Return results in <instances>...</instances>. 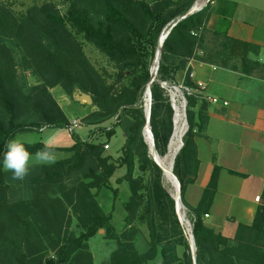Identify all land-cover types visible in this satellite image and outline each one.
<instances>
[{
  "label": "trees",
  "instance_id": "trees-1",
  "mask_svg": "<svg viewBox=\"0 0 264 264\" xmlns=\"http://www.w3.org/2000/svg\"><path fill=\"white\" fill-rule=\"evenodd\" d=\"M195 1L67 0L62 15L53 3L17 13L12 3L0 0V264H94L89 242L100 232L105 240L116 243L110 264H194L175 201L164 188L163 172L144 139V98L160 37L176 25L163 44L151 86L150 127L161 157L168 153L174 133V113L162 83L175 82L176 74L187 69L191 60L264 81L257 45L216 31L212 48L205 46L214 0L180 21ZM80 39L103 54L114 70L97 68ZM27 73L36 84L29 82ZM185 83L195 88L190 71ZM57 86L71 100L76 90L91 95L96 111L81 122L102 129L107 141L77 137L70 148L50 147L68 156L54 164H34L24 180H15L2 164L7 141L44 128L66 130L70 126L50 92ZM206 110V102L189 97L188 131L173 168L181 185V201L191 217L196 264H264V191L253 223L239 224L232 238L205 223L221 167L215 165L197 207L185 201L200 168L195 138L208 122ZM117 129L125 135V143L115 158L104 147ZM24 144L33 154L45 147L41 142ZM121 168L126 172L116 184L127 183L130 198L124 204V227L118 232L99 196L112 191L118 199L111 179ZM143 228L148 243L140 252L136 244Z\"/></svg>",
  "mask_w": 264,
  "mask_h": 264
},
{
  "label": "crops",
  "instance_id": "crops-1",
  "mask_svg": "<svg viewBox=\"0 0 264 264\" xmlns=\"http://www.w3.org/2000/svg\"><path fill=\"white\" fill-rule=\"evenodd\" d=\"M216 31H224L233 39L260 47L259 61L264 64L262 0H214L205 30V38L209 36L205 41L208 49L213 46L208 40ZM188 71L195 87L202 83L205 95L219 98L228 106L207 103L204 113L208 122L195 138L200 168L196 182L186 190L185 201L189 206L197 207L215 165L221 167L218 190L205 223L217 233L232 238L239 224L253 223L262 205L256 198L262 197L264 191V81L191 60L187 69L176 74L175 82H185ZM50 92L70 121L83 119L96 111L91 107L77 110L59 86ZM199 108L200 105L196 111ZM119 156L120 152L113 157ZM230 171L244 177L232 175ZM125 172L121 168L111 179L112 188L119 191L118 199L124 183L118 185L116 180Z\"/></svg>",
  "mask_w": 264,
  "mask_h": 264
},
{
  "label": "rangeland",
  "instance_id": "rangeland-1",
  "mask_svg": "<svg viewBox=\"0 0 264 264\" xmlns=\"http://www.w3.org/2000/svg\"><path fill=\"white\" fill-rule=\"evenodd\" d=\"M5 1L12 3L13 9L17 13L26 12L29 8L35 5L40 6L44 3H53L55 6H57V8L59 9L62 15H65L66 10H67V0H5ZM262 1L264 2V0ZM196 2L201 6V5H205L207 0H196L195 3ZM208 38L209 36L205 38V41ZM80 40L84 44V48H85L87 55L89 56V58L91 59V61L97 68L104 67L108 69L109 71L114 70L113 64L103 54L97 51L93 46L83 42L82 39ZM208 41H210L212 45L215 43V39L211 36ZM207 46L208 45H206V47ZM27 77L29 79V82L32 85L36 84L35 79L29 76V73H27ZM73 105L77 110L78 109L81 110L85 108L84 106H81L74 102H73ZM144 105H145V98H144ZM95 109L96 108H94V110ZM173 122H174V119H173ZM112 123L115 124L116 123L115 120L113 122L111 121L108 124L109 128H111V126L112 127L114 126L112 125ZM117 130H118L117 136L113 137L110 140V142H108L109 145H111L110 149L105 150L106 154H109L112 156H116L118 152L121 153V149L125 143V135L120 129H117ZM73 133L69 132L67 129L65 130V129H58V128H48L41 132H32L29 134L18 135L16 139L23 143L41 142L49 147H56V148L72 147L75 144V139L77 137L80 138L82 141H88V140L92 142H106L107 141L105 137V133L102 131V129L101 130L99 128H97V130L95 128L91 129L85 126L84 124L81 125L78 129L74 130ZM168 152H169V148H168ZM57 153L59 154V157H60L59 159H64L68 156L65 153H61V152H57ZM34 164H37L35 160L31 162V166ZM163 186L168 191V193L172 195L171 193L172 187L166 181L164 175H163ZM129 195H130V191H129L128 184L124 183L121 187V196L119 199L115 200L114 193L112 191H105L101 193V195L99 196V203L103 207L104 212L112 216V224L114 225L115 229L118 232H121L124 227V218L126 216V212L124 209V203L127 202ZM183 209H185L184 211L185 219H186V222L190 225V230H191V235H192V222H191V217L189 216L188 208H186L183 205ZM75 226L76 225L74 223L73 227ZM184 230H185V235L187 236V238H189L186 228H184ZM147 243H148V232L145 228H143L142 235L139 237L137 244H136L138 247V250L140 252H144L147 249ZM89 244H90L91 254L94 258V264H110L111 253L116 248L115 242L105 240L103 238V233L100 232L99 235H97L96 237L90 240Z\"/></svg>",
  "mask_w": 264,
  "mask_h": 264
},
{
  "label": "built area",
  "instance_id": "built-area-1",
  "mask_svg": "<svg viewBox=\"0 0 264 264\" xmlns=\"http://www.w3.org/2000/svg\"><path fill=\"white\" fill-rule=\"evenodd\" d=\"M211 0H207L205 5H199L197 2L193 6L198 12L201 11ZM192 8V9H193ZM202 55V52L199 53ZM162 87L164 89L165 96L170 104L173 113H174V128H175V119L179 117L183 123L184 135L188 131V122H187V108H188V99L189 97H197L201 101H204L209 104L214 105H223L228 106L227 102H222L219 98L207 96L203 93L204 85L199 83L197 87L192 88L188 86L185 82H170V83H162ZM83 123L81 119H74L70 121V126L67 129L69 132H74V130L78 129ZM45 130L42 129L41 131ZM183 135V137H184ZM183 142V141H182ZM105 150L110 149L109 145H105ZM256 201L263 204L260 197L256 198ZM208 217V216H206Z\"/></svg>",
  "mask_w": 264,
  "mask_h": 264
},
{
  "label": "water",
  "instance_id": "water-1",
  "mask_svg": "<svg viewBox=\"0 0 264 264\" xmlns=\"http://www.w3.org/2000/svg\"><path fill=\"white\" fill-rule=\"evenodd\" d=\"M197 12L198 11L196 9H194V8L191 9V11L187 15L182 17L180 19V21H183V20L187 19L188 17L192 16L193 14H195ZM174 26H176V25H174ZM171 29L168 32H166V33L163 32V34L160 37L158 51L156 53V58H155L153 67L151 69V81H150V83H149V85L147 87V90L145 92V95H148L149 104L145 103V105H144L145 113H146V119H147V124H146V127L144 129V139H145V143L148 145L150 156H151V150H155L154 137H153V133H152V130H151V127H150V116H151V106H152L151 86L156 81L158 70H159V65H160V59H161V55H162L163 44H164L165 40L168 38V36H169V34L171 32ZM72 101L74 103H77V104H79L81 106H84V107L94 108V102H93V99H92L91 95L83 93L80 90H76L74 92V94L72 96ZM146 133H148L149 139L151 140V146L147 142ZM151 147H152V149H151ZM182 147H183V142L181 144V147H180L179 151L181 150ZM179 151H178V153H179ZM175 159H176V157H175ZM175 159H174V161H175ZM153 161L162 170L163 175H164V171H163L162 167L157 163L156 160H153ZM173 168H174V162H173V167H172V175H173V179L175 180L176 185H177L178 199L174 198L171 194L170 195H171L172 199L175 201L176 214H177V217H178V220H179L180 224L183 226L182 221H181L180 216H179V213H178L179 200H181V185H180L177 177L173 174ZM101 233H103V232H101ZM187 240H188V242L190 244V247H191V253H192V257H193V262H194V264H196V260H195L196 249H195V243H194L193 235L191 236V239L187 238Z\"/></svg>",
  "mask_w": 264,
  "mask_h": 264
},
{
  "label": "clouds",
  "instance_id": "clouds-1",
  "mask_svg": "<svg viewBox=\"0 0 264 264\" xmlns=\"http://www.w3.org/2000/svg\"><path fill=\"white\" fill-rule=\"evenodd\" d=\"M5 149L2 159L3 168L12 173L13 179L21 181L29 174L33 160L40 164H54L60 158L59 154L47 145L34 154L30 153L25 144L17 139L7 141Z\"/></svg>",
  "mask_w": 264,
  "mask_h": 264
},
{
  "label": "bare ground",
  "instance_id": "bare-ground-1",
  "mask_svg": "<svg viewBox=\"0 0 264 264\" xmlns=\"http://www.w3.org/2000/svg\"><path fill=\"white\" fill-rule=\"evenodd\" d=\"M145 103L149 104L148 95H145ZM183 127L184 126H183L181 119L179 117H177L175 119V128H174V133L172 136V141H171L170 146H169V152L165 157H161L156 153L155 150H151L152 159L156 160L157 163L162 167V169L164 171V177H165L166 181L169 183V185L172 187V192H171L172 196L176 199H178V189H177L176 182L173 179L172 167H173L174 159L177 156L178 151H179L181 144H182V139H183V135H184ZM146 139H147V142L151 146V140L149 139L148 133H146ZM151 149H152V147H151ZM184 211H185V209H183L182 202H181V200H179L178 213H179V216H180V219L182 221L184 228H186V230L188 232L189 239H191L192 235H191L190 225L186 222Z\"/></svg>",
  "mask_w": 264,
  "mask_h": 264
}]
</instances>
